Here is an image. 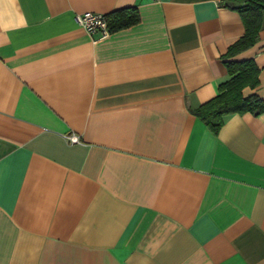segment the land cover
Returning a JSON list of instances; mask_svg holds the SVG:
<instances>
[{
    "label": "crops",
    "instance_id": "crops-1",
    "mask_svg": "<svg viewBox=\"0 0 264 264\" xmlns=\"http://www.w3.org/2000/svg\"><path fill=\"white\" fill-rule=\"evenodd\" d=\"M227 0H0V264H264V112L191 109L245 32ZM135 5L90 33L76 13ZM252 58L264 97V11Z\"/></svg>",
    "mask_w": 264,
    "mask_h": 264
},
{
    "label": "trees",
    "instance_id": "trees-1",
    "mask_svg": "<svg viewBox=\"0 0 264 264\" xmlns=\"http://www.w3.org/2000/svg\"><path fill=\"white\" fill-rule=\"evenodd\" d=\"M234 1L245 25L244 34L229 45L222 55L228 69V77L219 83V92L191 109L214 133H217L232 113L251 112L255 115L264 112V97L253 92L245 95V86L255 87L259 83V67L250 59H231L236 53L253 45L262 25L264 0H227ZM108 30L114 31L139 21V12L135 5L126 6L105 14Z\"/></svg>",
    "mask_w": 264,
    "mask_h": 264
},
{
    "label": "built area",
    "instance_id": "built-area-1",
    "mask_svg": "<svg viewBox=\"0 0 264 264\" xmlns=\"http://www.w3.org/2000/svg\"><path fill=\"white\" fill-rule=\"evenodd\" d=\"M75 19L79 25L87 29L90 33L102 36L109 32L107 20L103 13L84 11L76 13Z\"/></svg>",
    "mask_w": 264,
    "mask_h": 264
}]
</instances>
